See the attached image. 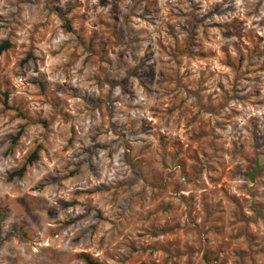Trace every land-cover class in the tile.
<instances>
[{
    "label": "rangeland",
    "instance_id": "rangeland-1",
    "mask_svg": "<svg viewBox=\"0 0 264 264\" xmlns=\"http://www.w3.org/2000/svg\"><path fill=\"white\" fill-rule=\"evenodd\" d=\"M5 41L0 264H264V0H0Z\"/></svg>",
    "mask_w": 264,
    "mask_h": 264
},
{
    "label": "trees",
    "instance_id": "trees-1",
    "mask_svg": "<svg viewBox=\"0 0 264 264\" xmlns=\"http://www.w3.org/2000/svg\"><path fill=\"white\" fill-rule=\"evenodd\" d=\"M9 47V43L7 41H5L3 44L0 45V53L5 50L6 48ZM39 156V150L38 148H36L26 159V161L23 163L22 166H20L18 169L12 171L10 173V177L13 178L15 176L18 177H22L25 172L27 171V168L33 164V162L38 158ZM260 171V163L256 162L254 163V165L251 167V170L249 172V176L251 178H254V176ZM5 213L3 211L0 210V245L3 241L2 238V232H1V219L2 217H4ZM82 258L84 259V261L86 262V264H98L96 261H93L88 254L83 253Z\"/></svg>",
    "mask_w": 264,
    "mask_h": 264
}]
</instances>
